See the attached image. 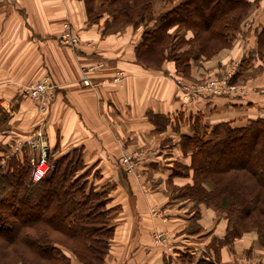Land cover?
<instances>
[{
    "label": "crops",
    "instance_id": "obj_1",
    "mask_svg": "<svg viewBox=\"0 0 264 264\" xmlns=\"http://www.w3.org/2000/svg\"><path fill=\"white\" fill-rule=\"evenodd\" d=\"M259 14L264 23V12ZM104 21L88 18L83 0H0V106L7 114L0 141L25 139L44 119L52 158L76 148L85 168L98 174L90 177L92 184L113 185L107 207L114 233L104 264H180V250L193 260L204 253L212 257L209 244L223 236L226 219L210 207L195 217L184 199L171 196V184L184 180L169 182L170 165L187 160L179 140L191 132L195 114L210 124L264 116V92L257 91L264 85V61L252 58L239 70L237 79L248 89L244 96H213L182 107L173 62L155 70L136 60L141 26L105 27ZM65 25L78 37L75 46L59 37ZM238 38L208 62L194 61L192 79L221 74L252 49V34ZM83 70L92 85L81 82ZM44 76L57 87L41 114L18 90ZM151 114L168 122L158 129ZM134 149L145 155L128 172L118 157ZM159 233L164 239L156 238ZM217 264H264V244L254 232L243 233L220 248Z\"/></svg>",
    "mask_w": 264,
    "mask_h": 264
},
{
    "label": "trees",
    "instance_id": "obj_2",
    "mask_svg": "<svg viewBox=\"0 0 264 264\" xmlns=\"http://www.w3.org/2000/svg\"><path fill=\"white\" fill-rule=\"evenodd\" d=\"M83 2L88 18L105 17V27L141 26L134 48L140 64L159 70L170 60L182 80L192 81V63L244 37V20L263 0ZM256 28L254 45L240 59L232 82L252 58L264 61V23ZM148 116L158 129L168 122L165 116ZM6 118L0 106V123ZM191 126L179 140L186 162L170 165L169 182L184 180L171 184V196L184 199L195 217L201 207L217 210L226 227L221 238L211 239L212 257L204 253L193 260L180 250L176 258L180 264H217L220 248L243 233L254 232L264 244V116L210 124L195 114ZM11 144L0 141V264H104L114 233L107 207L113 185L92 184L90 177L98 174L85 168L76 148L51 157V167L35 181L27 150L5 158Z\"/></svg>",
    "mask_w": 264,
    "mask_h": 264
},
{
    "label": "built area",
    "instance_id": "obj_3",
    "mask_svg": "<svg viewBox=\"0 0 264 264\" xmlns=\"http://www.w3.org/2000/svg\"><path fill=\"white\" fill-rule=\"evenodd\" d=\"M62 41L70 46H75L78 43V37L74 36L68 26L65 25L64 30L59 36ZM239 61L236 60L229 71L223 76H209L205 80L197 82L184 81L181 78H176V86L179 92L182 107L192 105L198 100L209 99L213 96H244L248 89L243 88L236 82L230 81L234 75V70L238 66ZM81 82L84 85H92L91 80L87 77L85 70L82 71ZM57 85L53 83L49 76H44L34 82L23 85L19 88L18 93L21 97L29 98L35 101L38 105V110L44 114L48 105L54 100ZM263 93L264 86L257 89ZM11 144V153H22L27 150L30 155V164L32 166V179L37 181L40 179L48 169L51 167L50 158L54 157V152H49L44 131V119H41L36 127L32 130L30 135L25 139H15ZM143 150L124 151L118 157V163L126 171L131 172L135 169L138 162L144 157ZM154 213L157 211L153 210ZM160 234L156 235L159 238Z\"/></svg>",
    "mask_w": 264,
    "mask_h": 264
},
{
    "label": "rangeland",
    "instance_id": "obj_4",
    "mask_svg": "<svg viewBox=\"0 0 264 264\" xmlns=\"http://www.w3.org/2000/svg\"><path fill=\"white\" fill-rule=\"evenodd\" d=\"M261 12H264V0H263V2L261 3V5H260V7L259 8H257V9H255L254 8V10L252 11V13H251V15H250V17L247 19H245L244 20V22H243V32H244V36H245V38H249L250 36H251V34H252V38H253V31H254V29H257L256 27L259 25H261V23H262V18H260V14L259 13H261ZM263 14V13H262ZM254 24V25H253ZM255 25H256V27H255ZM239 39H242V38H236L235 40H234V42H233V44L237 41V40H239ZM245 40V39H244ZM243 41V40H242ZM249 49V48H248ZM217 54H215L214 56H212L211 57V59H213L215 56H216ZM239 58H234L233 59V61H232V64L236 61V60H238ZM241 59V58H240ZM240 59L238 60V61H240ZM210 59H208V60H205V62H208ZM210 64V63H209ZM232 64H231V66H232ZM239 64V63H238ZM213 65V64H212ZM202 67H203V65H201ZM231 66H230V68H231ZM229 68V69H230ZM237 68H238V66L236 67V69L234 70L235 72L237 71ZM229 69L228 70H226L225 72H221V74H218L217 76H223V75H225L228 71H229ZM234 72V73H235ZM207 76L209 77V76H215L213 73L212 74H207L206 76H204V77H201V78H199V79H196V80H192V81H190V82H199V81H202V80H205L206 78H207ZM252 76V75H251ZM241 81V79H237V84L238 85H240V86H242L243 88H245L246 89V86H245V83L244 82H240ZM264 86V85H263ZM0 128L1 129H3V128H5L4 127V125H0ZM15 140V139H14ZM14 140H12V143H14L15 141ZM10 141V140H9ZM11 156V152L8 150V152L7 153H5V158H8L9 159V157ZM28 156H29V162H30V155L28 154ZM0 162H3L2 160L0 161ZM46 174V173H45ZM160 234V237H159V239H164L162 236H163V234H161V233H159ZM261 243V242H260Z\"/></svg>",
    "mask_w": 264,
    "mask_h": 264
}]
</instances>
